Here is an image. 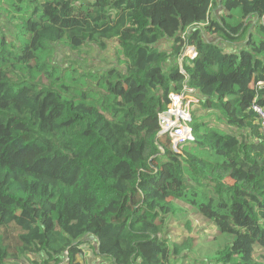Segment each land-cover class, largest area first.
<instances>
[{
	"label": "trees",
	"instance_id": "1",
	"mask_svg": "<svg viewBox=\"0 0 264 264\" xmlns=\"http://www.w3.org/2000/svg\"><path fill=\"white\" fill-rule=\"evenodd\" d=\"M110 42L115 65L55 63L57 45ZM185 85L204 113L176 152L159 115ZM255 104L264 0H0V264H88L91 239L104 264H263ZM185 207L208 242L165 237Z\"/></svg>",
	"mask_w": 264,
	"mask_h": 264
},
{
	"label": "rangeland",
	"instance_id": "2",
	"mask_svg": "<svg viewBox=\"0 0 264 264\" xmlns=\"http://www.w3.org/2000/svg\"><path fill=\"white\" fill-rule=\"evenodd\" d=\"M54 60L57 65L61 66L77 67L83 70H96L109 67L113 64L115 65L116 62L122 60V57L119 54L117 44L110 42L106 51H102L96 46L87 45L82 50L76 52L68 50L63 45H57ZM192 113L193 116L203 115L202 106L198 103L193 104ZM163 139L167 140L169 138L164 137ZM185 209H187V212H180L177 217H172L168 220L165 237H167L170 242L178 243L191 240V244L195 245L208 242L214 234H216L217 230L215 226L192 209L188 207H185ZM1 233H3V230ZM90 241L91 242L88 243L87 246L83 247V254L87 263L104 264L97 258L95 252H93V247L96 245L95 240L91 239ZM35 258V256H31L21 263L9 262L8 264H29ZM194 258V255H192V257H189L183 264H194ZM254 258L257 262L264 264V249L255 247Z\"/></svg>",
	"mask_w": 264,
	"mask_h": 264
},
{
	"label": "built area",
	"instance_id": "3",
	"mask_svg": "<svg viewBox=\"0 0 264 264\" xmlns=\"http://www.w3.org/2000/svg\"><path fill=\"white\" fill-rule=\"evenodd\" d=\"M197 55L196 48L191 47L187 49L184 57L195 58ZM183 58L180 60L181 64H183ZM169 98L170 104L159 115V136L168 137L173 150L179 152L181 146L194 141L190 126L193 118L192 107L195 103L199 104L200 100L195 92L186 85L180 93H173ZM253 111L258 115L261 131L264 135V110L255 104Z\"/></svg>",
	"mask_w": 264,
	"mask_h": 264
}]
</instances>
